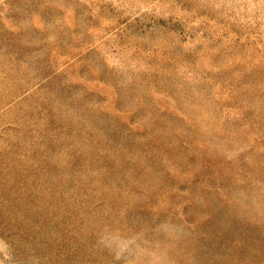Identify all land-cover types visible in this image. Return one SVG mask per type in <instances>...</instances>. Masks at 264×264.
<instances>
[{
	"label": "rangeland",
	"instance_id": "obj_1",
	"mask_svg": "<svg viewBox=\"0 0 264 264\" xmlns=\"http://www.w3.org/2000/svg\"><path fill=\"white\" fill-rule=\"evenodd\" d=\"M102 237L264 264V0H0V260Z\"/></svg>",
	"mask_w": 264,
	"mask_h": 264
},
{
	"label": "clouds",
	"instance_id": "obj_2",
	"mask_svg": "<svg viewBox=\"0 0 264 264\" xmlns=\"http://www.w3.org/2000/svg\"><path fill=\"white\" fill-rule=\"evenodd\" d=\"M175 230L179 231L178 228ZM134 243V241L115 242L114 238L111 237H102L100 240V244L109 252H111L116 260H124L125 264H130L131 258L139 251L138 245L133 247ZM4 247L5 246L0 244V252L4 251ZM125 257H128V259L125 260ZM7 258L8 257L5 256V259ZM0 264H3L2 260H0Z\"/></svg>",
	"mask_w": 264,
	"mask_h": 264
}]
</instances>
